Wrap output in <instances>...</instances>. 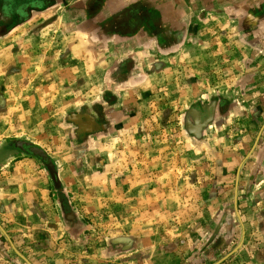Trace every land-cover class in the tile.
<instances>
[{"label":"crops","instance_id":"crops-1","mask_svg":"<svg viewBox=\"0 0 264 264\" xmlns=\"http://www.w3.org/2000/svg\"><path fill=\"white\" fill-rule=\"evenodd\" d=\"M195 106L220 112L226 129L208 140L218 151L184 153L198 160L187 171L195 182H128L130 167H109L117 148L129 163L180 157L162 149L177 142L163 128ZM7 111L15 128L0 139L14 143L0 148V264H28L13 246L32 264H215L241 243L222 264H264V0H0V128ZM55 111L92 112L70 149L47 130ZM168 206L191 211L185 232L160 230Z\"/></svg>","mask_w":264,"mask_h":264},{"label":"rangeland","instance_id":"rangeland-1","mask_svg":"<svg viewBox=\"0 0 264 264\" xmlns=\"http://www.w3.org/2000/svg\"><path fill=\"white\" fill-rule=\"evenodd\" d=\"M167 103V112L164 111L163 114H169L167 115L168 118L171 117L172 114H174V112L169 109L172 107V104L170 102H165V104ZM159 104H155L154 106H152V110H154V114H157L160 112V108H159ZM198 107L195 106V114H193V117L191 114V111H184L182 114V120L181 123L179 125H176L174 127V125L172 126L170 123L167 124V127L163 128V133L164 136H170L172 135L173 138H177V142L175 143H165L163 144V148L165 150L166 147L171 148L172 150L177 151L180 153V157L170 160L169 158H160L159 160H155L154 156L153 158L147 159V160H142V157L137 156V158L135 157H131V162L129 163V160H125V157L122 155V153H117L119 151L120 148H117L118 151H115V153L111 154L108 157V164L110 168H113V170H116V172L121 173L123 172V167L124 168H129L131 170V174L130 176L126 179L129 182V178L131 177L132 180H136L138 182V179L142 180L143 182H155L156 180H158L159 182L162 181V183H166V182H171L173 183V185H177L178 187H180L181 184L183 183H193L195 182L194 180H192V177L190 178L189 173H187V171H189L190 169H195L198 170L197 168V164H198V160L196 162H192L191 160H188L186 155L184 157V153L187 151H193L194 155L192 156H198L199 154H202L204 152H208L213 150L214 148H216V151H218V146L219 143H215L213 146L212 144L215 142L212 141H208L211 138H216V140H219V134H225V128L220 127V125H218V117H219V113L217 110H207L205 109L204 111L197 109ZM69 112L67 111H55L52 112L50 117H51V121H50V125H47V130L48 132L51 134V136L54 138H58L60 140V138L63 140V142L65 141V143H67L66 145L68 146L67 149L71 148L70 144L71 142V138L75 135L77 137H81L84 136L86 133L85 132H89V127L92 125V122L90 119H88V116H91L92 112L91 111H80V112H74L75 114H73L71 112L72 115L68 114ZM5 114H7L9 120L7 123L3 124V126L0 128V139L1 138H5L8 137L10 140L12 139V137H14V111L13 112H9L7 111ZM74 115L77 116L76 120H74ZM195 115V116H194ZM69 117L67 120H65L66 117ZM98 116L102 119V116L98 114ZM72 117V119H71ZM196 117V118H195ZM195 118V121H191V119ZM65 121L68 123V125H65ZM180 122V121H179ZM211 123V124H210ZM210 124V125H209ZM108 129V128H107ZM106 129V130H107ZM105 130V131H106ZM154 128H151L150 131L151 133L154 132ZM103 131V130H102ZM29 132H26V134ZM72 133L74 135H72ZM153 134V133H152ZM24 137H29V136H25ZM73 137V138H74ZM30 140H33L31 137H29ZM2 141L0 140V148H3L5 146L9 147L10 146V150L14 149V143L12 141ZM189 140L191 142H193L192 144H194L193 147H190L189 149L186 148L188 146V144L186 143V141ZM210 142V143H206V142ZM56 145V144H55ZM117 145V144H115ZM119 145H122L119 143ZM53 145H50V150H54ZM162 145L161 144H152L151 147L153 148H160ZM189 146H192L191 144ZM212 146V147H211ZM13 147V148H12ZM120 147V146H119ZM134 148V146H133ZM132 148V149H133ZM32 150V148H31ZM122 150V149H121ZM136 151V150H134ZM153 152H155V150H153ZM156 152H158L156 150ZM154 155V154H153ZM71 156V153L68 154V157ZM95 156V155H94ZM68 159V158H67ZM83 159H94L92 157H90L89 155H84ZM69 160V159H68ZM248 161V160H247ZM48 165L49 167H51V170H54V164L52 162V160H48ZM211 166L213 167L212 170L216 171V168L218 165V161L217 162H213L212 160L210 161ZM195 167V168H194ZM109 168V169H110ZM108 169V167H107ZM155 169V170H154ZM170 169L174 170V173H172L171 175L166 174L167 171H170ZM161 174H154L158 173L159 171H161ZM148 173H150L151 175H149ZM166 174V175H165ZM183 174V175H181ZM157 175V177H156ZM215 175V174H214ZM161 176V177H160ZM204 175H202L201 177H203ZM189 177V179L187 178ZM233 177L232 176V181H233ZM149 178V180H148ZM210 178H213L214 180L218 179V175L213 177L210 176ZM212 179V180H213ZM134 182V181H133ZM136 182V183H137ZM175 188V187H173ZM165 193L167 194H174V191L169 190L168 192L166 191ZM181 193H185L188 194V192L184 191V192H180V190L178 191V194ZM190 194L188 196H192V192H189ZM186 204V202H181V204ZM188 209H190L188 207ZM192 209H200V207H193ZM162 211H160V214L163 213V216H165V220L166 222L164 223H159L158 226H160V230H164L166 233L169 232H173L176 234H180L182 232H185L187 226H189V223L187 221L188 215L190 214L191 211L186 212V207H164L161 209ZM164 211V212H163ZM179 211H185V212H181V214H183V216H181L179 213ZM84 214L87 216V218H89V221L91 222V219H93L95 222L91 223L93 226L98 225V223H96V220L94 219V215L92 216L91 213L87 212ZM93 218H92V217ZM161 217V215H158ZM96 218V217H95ZM181 220V221H179ZM238 221V219H237ZM236 221V222H237ZM108 224V223H105ZM139 224V218L136 217L134 219H132V226H138ZM101 227H103L104 225H100ZM99 226V227H100ZM108 226V225H106ZM152 227V226H151ZM213 227V228H212ZM206 228L209 230L208 225L206 226ZM220 226L218 224L212 225L210 230L211 231L209 233V231L207 230V235L209 236L208 239L210 238V245L213 243V238L216 236L217 232L219 231ZM154 231V228H152ZM111 230V229H109ZM117 232H122V228L120 229H114ZM131 230H134V232H138L135 233V235H138L139 232H141V230H143V228H140V224L139 227H132ZM112 231V230H111ZM99 232V231H98ZM205 232V231H204ZM100 235H104V233L99 232ZM171 234V233H169ZM215 234V235H214ZM96 236V241H99L98 243L100 244L102 242V240L104 241V238H102V236H99L98 233L95 234ZM122 236V235H119ZM178 236V235H177ZM118 237V236H117ZM133 237V236H131ZM101 240V242H100ZM120 242H116V244H118ZM208 264V263H205Z\"/></svg>","mask_w":264,"mask_h":264},{"label":"water","instance_id":"water-1","mask_svg":"<svg viewBox=\"0 0 264 264\" xmlns=\"http://www.w3.org/2000/svg\"><path fill=\"white\" fill-rule=\"evenodd\" d=\"M261 134H262V132L260 133V135H259V137H258V139H257V141H256V144H255V146H254V149H255V147H256V145L258 144V141H259V139H260V137H261ZM249 157V156H248ZM248 157L244 160V162H246L247 160H248ZM244 162H243V164H244ZM240 171H241V167H240V169H239V173H238V181H239V178H240ZM236 209H237V212H238V216H239V218L241 219V216H240V213H239V209H238V194L236 195ZM0 228L3 230V232H5L6 233V231L4 230V228L2 227V226H0ZM8 236V235H7ZM11 241V240H10ZM12 242V241H11ZM240 246H242V243L232 252V253H230L229 255H227L226 257H224V258H222L220 261H218V262H216L215 264H222L225 260H227L232 254H234L235 252H236V250H238L239 249V247ZM13 248H14V250L17 252V254L21 257V258H23V260L26 262V263H28V264H32L31 262H30V260L27 258V257H25L15 246H13Z\"/></svg>","mask_w":264,"mask_h":264},{"label":"flooded vegetation","instance_id":"flooded-vegetation-1","mask_svg":"<svg viewBox=\"0 0 264 264\" xmlns=\"http://www.w3.org/2000/svg\"><path fill=\"white\" fill-rule=\"evenodd\" d=\"M32 150L35 151V152H38V150L36 148H34V149L32 148Z\"/></svg>","mask_w":264,"mask_h":264}]
</instances>
